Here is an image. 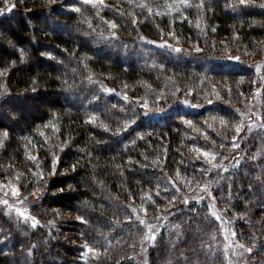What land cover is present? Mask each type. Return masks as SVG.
Instances as JSON below:
<instances>
[{"label": "trees", "instance_id": "trees-1", "mask_svg": "<svg viewBox=\"0 0 264 264\" xmlns=\"http://www.w3.org/2000/svg\"><path fill=\"white\" fill-rule=\"evenodd\" d=\"M103 1L0 0V175L38 191L36 225L0 211V264H139L148 216L163 219L149 264H238L185 196L226 143L211 119L238 122L253 89L243 56L264 46V0ZM250 157L215 194L264 264V157Z\"/></svg>", "mask_w": 264, "mask_h": 264}, {"label": "rangeland", "instance_id": "rangeland-1", "mask_svg": "<svg viewBox=\"0 0 264 264\" xmlns=\"http://www.w3.org/2000/svg\"><path fill=\"white\" fill-rule=\"evenodd\" d=\"M96 1L104 2L103 0ZM6 7H4V10L8 9ZM2 10L0 8V13L3 12ZM180 48L185 53H188L197 49V46H181ZM243 57L246 60H250L251 66L255 71L253 89L250 94L242 97L241 106H236L235 108L238 112V122L230 121V123H226L227 119L223 117L211 119L209 125L212 128L214 125L219 128L226 143H222L220 146L216 145L213 151L204 150L203 154H209L208 156L204 155V158L208 161L210 173L204 183L189 186L190 189L185 196L190 202L197 201L207 204L210 211L219 220L221 233L226 239L229 253L233 256L234 263L238 264H248L250 258L242 251L240 248L241 243L238 242L235 236L237 219L228 214L226 205L221 203L216 196L215 188L219 186L223 179V174L228 172L231 166L239 165L252 155L256 158L259 156L264 157V46L259 54L251 57L245 55ZM240 61L245 62L243 59ZM221 93H216L215 95L220 98ZM5 137L3 136V139ZM4 173L6 175H0V211L17 223L26 224L30 227L36 225L38 221L32 216L28 207L38 195L37 188L31 187L29 182L23 181L22 174L11 173L6 170ZM138 211L135 210V212ZM151 217L145 218L147 219L146 224L148 227L147 239L139 258V264H149L148 247L151 243H154L155 236L163 225L162 217H158L155 220Z\"/></svg>", "mask_w": 264, "mask_h": 264}, {"label": "snow or ice", "instance_id": "snow-or-ice-1", "mask_svg": "<svg viewBox=\"0 0 264 264\" xmlns=\"http://www.w3.org/2000/svg\"><path fill=\"white\" fill-rule=\"evenodd\" d=\"M86 2H87V0H86ZM8 10H10V9H8ZM177 51H179V49H177ZM186 123H188L189 125H191V121H187ZM204 155L205 156H208L209 154L208 153H204ZM213 159H214V157H213ZM214 167H215V165H214Z\"/></svg>", "mask_w": 264, "mask_h": 264}]
</instances>
